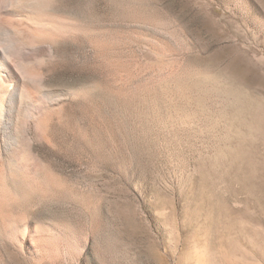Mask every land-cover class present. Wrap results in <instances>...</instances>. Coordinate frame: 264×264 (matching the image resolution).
Masks as SVG:
<instances>
[{"label":"rangeland","instance_id":"374dc122","mask_svg":"<svg viewBox=\"0 0 264 264\" xmlns=\"http://www.w3.org/2000/svg\"><path fill=\"white\" fill-rule=\"evenodd\" d=\"M25 1L0 264H264V0Z\"/></svg>","mask_w":264,"mask_h":264},{"label":"bare ground","instance_id":"6f19581e","mask_svg":"<svg viewBox=\"0 0 264 264\" xmlns=\"http://www.w3.org/2000/svg\"><path fill=\"white\" fill-rule=\"evenodd\" d=\"M21 4H23L24 6V9H22L23 13L20 12ZM43 14H45L43 13V9L39 6H34V4H32L30 1H25L24 3H22L21 0H0V130L3 131L5 130L4 127L8 124L9 117H11V113H13V110H15L13 107L15 105V102L21 104L23 100H27L23 97L24 94L23 86L29 84V86L33 87V84L29 83L24 77H22L20 73H18V70H15L14 66L12 65L11 62V57L13 55L12 52L15 48L18 47L20 40V39L18 40L17 37L23 34L24 32H21L20 29L17 26H14V23L11 22L13 18H19L24 21L27 20L31 22V24L33 25L35 24L39 26L42 25V23L45 21V19H43L44 21L42 22L41 21L42 18H47L45 16L44 17L41 16ZM6 22L11 23V25L6 27L5 26ZM48 23H50V21ZM39 32L36 34L41 33ZM5 33L7 34L6 38L4 37ZM48 34L39 35V36L35 35L36 37L32 36V38L35 37V41L38 43H42L44 41L45 42L50 41L52 34L50 35ZM20 88H22L23 91ZM34 90L35 92L38 93L40 102L34 103V105L32 104V108L29 109L30 111L29 112L26 111L27 113L26 117L29 120L27 122L35 123L37 122L38 117L43 115L46 112V110L51 108L50 106L52 99L50 98L51 94L49 95L47 92L43 91L44 89L41 88L40 86L34 85ZM53 102L55 101L53 100ZM13 142L15 144L18 143V139H15Z\"/></svg>","mask_w":264,"mask_h":264}]
</instances>
